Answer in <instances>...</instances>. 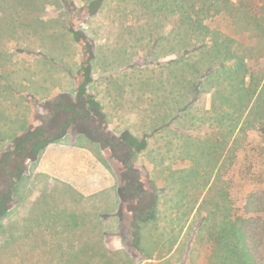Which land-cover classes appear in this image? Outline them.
I'll use <instances>...</instances> for the list:
<instances>
[{
    "label": "rangeland",
    "instance_id": "obj_1",
    "mask_svg": "<svg viewBox=\"0 0 264 264\" xmlns=\"http://www.w3.org/2000/svg\"><path fill=\"white\" fill-rule=\"evenodd\" d=\"M134 1L0 0V96L5 97L10 89L24 90L27 101L43 112L46 119L50 118L52 112L47 111L50 107L47 108L46 102L53 103V94L61 91L71 93L75 83L82 82V78L77 81L74 77L89 51L94 57L91 61L94 77H110L95 82L92 89L98 92L97 96L106 106H112L109 111L119 110L117 120L121 129L130 126L136 135L141 136L153 133L166 121L172 123V127L163 128L153 139H149L148 148L151 150L148 153H140L134 159L139 167L150 170L152 179L158 184L174 187L166 194V208L182 198L183 192H177L181 170H185L186 174H183L190 180L194 179L190 168L192 164L204 172V161L209 159L201 154V147L204 146L200 139L209 136L208 143H211L213 137L219 135V139L227 135V145L220 151L219 161L213 163L215 171L210 176L212 182L217 169L222 167L220 179L223 178V185L227 186L228 196L219 195L215 187L209 193L222 197L220 200L225 206L231 199H236L241 206L244 194L251 186H264L263 134L250 130L246 135L237 133L243 119L240 107L249 99L243 88L256 89L257 94L264 83V56L259 55V49L264 47V37H252L253 30L245 22L233 24L228 17H216L210 23L214 40L210 45L213 43L215 47L206 48L194 58L195 61H208L211 55L217 65L224 67L213 73L195 103L179 115L184 104L196 98L195 91H187L177 79L183 65L168 66L174 58H179L181 49L176 45L173 51L171 47L175 42L169 34L165 37L163 34L172 28L177 29L180 16L175 13L156 19L158 25L150 31L154 16ZM176 4L173 7L179 9L180 1ZM153 5L168 8L163 0H156ZM76 35L84 38L77 39ZM159 37V43L155 45V38ZM253 72L262 75L259 86L251 81L250 74ZM260 104L264 105L263 99ZM26 112L27 115L31 112L29 105ZM217 119L223 130L219 134L211 130ZM231 121L237 126L229 132ZM236 134L242 137L240 139L245 146L235 150L234 160L227 161ZM190 143L196 144L192 148H196L198 157L200 154L198 165L201 166L187 157L190 150L194 151L189 148ZM123 174L124 171L121 172L123 179L129 177ZM196 178L201 182V177ZM40 181L44 182L46 178L41 177ZM193 181L187 183L185 200H190L196 192ZM127 190L136 198L135 207L142 203L139 198L145 199L135 195L130 186ZM25 192L28 197L29 189L26 188ZM197 192L198 199L204 196L200 189ZM12 200L11 195V205ZM47 200V197L40 198L41 211L45 213L50 207ZM180 205V217L177 216V219H169V211L166 210L157 226L153 222L141 224L144 233L139 232L142 236L140 249L134 245L139 233L129 226L125 235H107L105 238L95 233L70 235L65 232V226L55 230L51 228L48 216L37 219L31 215L25 220L24 214L19 211L6 225L1 219L5 212L0 216V264H83L87 257L80 255L87 252L82 247L97 244H105V248L112 251L119 250L111 255L106 251L104 258L94 256L92 264H126L125 259L131 255H134L135 262L127 264H138L144 255L142 249L151 256L148 264L151 261L157 264H222L224 253L213 252L208 245L210 227L196 234L199 214L191 218L192 211L184 222L181 220V213L194 204ZM216 216L219 220L223 215ZM93 219L96 222L97 217ZM41 222L42 229L39 226ZM180 224H183L182 227ZM115 226L110 225V228L115 229ZM185 228L184 242L171 254L174 238L177 243ZM231 240L224 239L221 244ZM79 248L81 251H76ZM105 258L118 261L104 262Z\"/></svg>",
    "mask_w": 264,
    "mask_h": 264
},
{
    "label": "trees",
    "instance_id": "obj_2",
    "mask_svg": "<svg viewBox=\"0 0 264 264\" xmlns=\"http://www.w3.org/2000/svg\"><path fill=\"white\" fill-rule=\"evenodd\" d=\"M154 1L156 0L134 1L140 4L145 11H149V13L154 16L150 31H152L154 26L158 25L157 20H159V18H165L167 14L172 15L175 13L180 16L177 29L175 30L172 28L167 34H163V37L168 34L172 37V41L175 42L173 45L171 44V49L173 51L176 50V45L181 49L179 58H174L168 63V66H176L177 63L183 65L180 74L177 75V79H180V83L184 84L186 90H194L196 94L194 100H190L179 110V115H181L195 103L197 95L199 96L200 92L204 90V85L210 82L213 73L224 67V65H217L211 58V55L208 61H204L203 59L201 61H195L194 58V55L199 54V52L203 53L206 48H211L210 46L215 47L210 23L218 16L228 17L233 24L245 22L253 30L252 37L260 39L264 37V0H163L167 2L168 8L166 9L163 6L155 7L153 5ZM178 1H180V7L178 6L179 9L173 7L175 5L177 6L176 3ZM159 39L160 37L158 39L155 38V45L159 43L157 41ZM210 42H213V45H210ZM207 53H211V51H207ZM259 55L264 56V47L259 49ZM248 69L249 67L247 65L246 70ZM93 76L91 67V73L85 76L81 83H92L94 81ZM199 77L202 78L201 81ZM250 77L251 81H253L256 86L260 85L262 75L253 72L250 74ZM81 83L76 89L75 104L78 106L73 107V117L84 119L83 124L85 128L88 127V131L93 133L97 139L104 144L107 150L122 162L126 170V177L129 176L128 178L132 181L131 185L133 186L134 193L142 196V198L146 196L145 200L139 198L142 203L137 205V209L135 210L134 220L137 224L134 223V225L140 229L141 224L152 221L154 225L157 226L161 219L159 209L161 199H165L166 192L172 191L174 187L168 185V190L167 187L159 186L158 181L152 179L150 170L148 168L144 169L136 166L134 159L136 155L144 152L148 147L150 136L154 137V135L158 132L160 133L163 128L172 127V123L166 121L158 126L153 133L144 134L142 136H136L131 132L113 134L107 129L105 124H100L98 128L91 127L89 126V121H95L96 118L92 114L93 112L90 105H95L99 112L102 109L94 94L89 91H84L83 94V91L80 89ZM243 90L244 93L246 92L249 99L240 107V112H242L240 116L243 119L242 122L240 121L241 125L237 133H239V135L245 133L246 135L249 130L257 131L259 135L263 134L262 139L264 140V105L260 104V100H264V83L257 94L256 89L243 88ZM245 113H247L246 116ZM230 120L235 121V119L232 118H230ZM234 123L235 122L232 123L231 121L228 124L230 127L229 132H232L237 126V124ZM214 125L215 126L212 125L213 129L211 130L216 131L215 134H219L223 131L218 119L217 123ZM43 135L44 134H42V136ZM219 136H214V140L211 143H208L209 136L202 138V140L200 139L202 146H204L201 147V154L203 153L205 158L209 159V161L207 159L204 161L205 167L202 168L204 172H201L200 167L197 168L192 164L193 167L190 168L192 169L191 175L194 176V179L190 180L189 178H185L183 174L185 170H181V179L178 181L180 187L177 192L183 193H181L182 198L175 200L177 209L180 211V203L188 204L192 202L194 204L181 213V220L184 221L186 216L195 209V205L199 202L197 191L200 189V191L204 192V196L200 206L196 210V213L199 214L196 234H199V232L207 226L210 227L211 236L207 238L208 245L211 251L224 253L225 260L221 261L222 264H264V186H251L250 189L245 192V199L241 206L238 205L236 199H231L228 206H225L220 200L222 197L213 196L209 193L210 189L215 187L219 191V195H224V197L228 196V191L225 189L227 186L223 185V178L220 179L222 176V167L219 166L216 176L214 177L215 180L212 182L210 176L211 172L215 171V165H213V163L219 161V157L221 156L220 151L227 145V135L220 137L221 139H219ZM240 137L241 136L237 134L235 135L231 147L232 152L228 155L227 161L234 160L235 150L240 146H245L244 141L241 140ZM42 141L43 138L40 143ZM193 146H196V144H189V148ZM216 147H221V149L219 150ZM192 149L194 151L190 150L187 157L194 160L193 163H196L197 166H201V164L198 165V163H200V154L198 157V152L195 153L196 148ZM214 149L218 150V152H213ZM196 177H201V179L199 178L201 182H198ZM193 180H195V182ZM151 181L154 185L153 190L148 191L146 184ZM191 181L194 183L193 187L196 189V192L193 196L190 194L192 196L190 200H185L186 197L184 192L188 189L187 183ZM229 183L231 182L229 181ZM13 186L12 184L10 185V191L14 190ZM1 200L2 198L0 197V208L2 207ZM145 206L151 208L147 213L144 211ZM211 207L213 210H208L211 209ZM204 210H206L205 213H203ZM219 215H223L222 218H220L221 220L215 218V216L218 217ZM139 232H141V230L138 231V233ZM141 238V233L135 237L134 245L139 249L141 247ZM227 238H232V240L221 244L222 241H224V239L227 240ZM93 255L103 256L100 251L98 254L96 252ZM93 255H91V257H93Z\"/></svg>",
    "mask_w": 264,
    "mask_h": 264
},
{
    "label": "crops",
    "instance_id": "obj_3",
    "mask_svg": "<svg viewBox=\"0 0 264 264\" xmlns=\"http://www.w3.org/2000/svg\"><path fill=\"white\" fill-rule=\"evenodd\" d=\"M103 79L108 80L110 77H104ZM103 79L94 77V81L88 85V90L99 101L102 109L100 112L105 116L107 129L113 134L131 132L136 135L130 126L124 129L120 128V123L117 120L119 110L109 111L108 108L110 109L112 106H106L97 96L98 92L93 91L92 85ZM77 85L75 83L71 93L61 91V93L53 94L52 96H55L53 103L46 102L47 108L50 107L47 111L52 112L51 117L48 119L43 116V112L36 109L35 105L33 106V103L27 101L24 90L10 89V91L7 90L8 93L5 94V97L0 96V194L2 198L0 216L6 212L1 219L6 225L10 224L12 215L19 211L24 214L25 220L26 217L30 219L31 215L32 218L37 219L48 216L51 228L55 230L65 226V232L70 235L95 233L102 235L104 238L107 235H125L128 226L134 228L137 233L141 230L143 234L142 227L140 226V229H138L134 225V223L137 224L134 220L135 208H137L134 205L136 198L129 194L127 190L129 186L133 187L130 178L123 179L121 177L123 171V175L126 176V170L122 162L113 156L106 147L103 148L101 142L91 139L85 131L74 133V131L77 132L78 128H81L80 122H76V125L71 124L68 133L64 137L47 144L42 150L38 149L42 138L40 134L36 135L37 131L35 130L39 129L45 133H50L61 128L60 125H63L64 120L63 116L60 117L59 123L52 121L56 96L61 94L70 96L71 94L70 102L75 104ZM60 104L62 105V102ZM27 105L31 107L29 115L26 112ZM114 106L115 104L113 108ZM69 111L70 109L65 114L68 115ZM82 126L84 128L83 122ZM89 126L94 127V124L89 123ZM149 139H153V136H150ZM18 146H20V152L14 151ZM150 150L147 147L141 153H148ZM36 152H38V155H35ZM135 165L138 166V164ZM41 177L46 178V181H40ZM11 184L14 185L13 191H10ZM153 186L152 181L146 184L148 191L153 190ZM159 186L167 187L169 190V186L160 184ZM25 187L30 192L28 197ZM42 187L46 188L42 190ZM11 195L13 197L12 205L10 204ZM45 197L48 198L47 201L50 206L46 213L41 211L40 205V198ZM202 199L203 197L199 199L191 218L194 217ZM173 202L170 206H167V209L166 196L165 199H161L159 205L160 217L163 211L166 210L169 211V219L180 217V211L177 209L175 201ZM150 209L145 206V213ZM92 216H96L98 221L95 222ZM110 225H116L115 229L110 228ZM182 225L180 224L181 227ZM39 226L41 229L43 228L42 222ZM186 229H184L177 243L176 237L174 238L175 242L173 244H175L171 254L184 242L183 237ZM105 247V244L103 246L100 244L92 247H89V245L83 246L84 252H87V254L80 255L87 257L86 261H82L83 264H92L96 255L90 258L91 253L95 254L97 252L98 254L100 251L104 254V258L106 257V251L111 255L119 250L118 248V250L112 251ZM76 251L81 250L79 248ZM142 251L144 255H142L138 264H148L151 256L149 252L143 249ZM111 261L118 260L107 258L104 260V262ZM131 261L135 262L134 255L125 259L126 264ZM152 262L157 264L154 261H151L150 264H153ZM116 264H122V262H116Z\"/></svg>",
    "mask_w": 264,
    "mask_h": 264
},
{
    "label": "flooded vegetation",
    "instance_id": "obj_4",
    "mask_svg": "<svg viewBox=\"0 0 264 264\" xmlns=\"http://www.w3.org/2000/svg\"><path fill=\"white\" fill-rule=\"evenodd\" d=\"M89 9H90V7H89ZM75 37L77 39H83L84 38L82 35L81 36L76 35ZM86 53H88L86 56V61L84 63L83 62L81 63V66L79 67V69L76 73V76L74 77V79L77 81H79L80 78H82L84 80V77L89 75V73H91V67H92L91 61H92V58H94V57L90 55L89 51H87ZM80 83L81 82H79L77 86H79ZM89 84L90 83H88V84L86 83V84H82L80 86V89L83 91V94H84V91H89L88 90ZM82 97H84V96H82ZM70 100H71V97L68 94H61V95L56 96V104L54 107V115H53L52 121L59 123L60 117L63 116L64 117L63 125H60L61 128L59 130L57 129L56 131H52L50 133H45L43 131H40L39 129L35 130V131H37L36 135L40 134L41 138H43V141L41 142V144L38 148L39 150H42L47 144L64 137L68 133L71 124L76 125L77 124L76 122L81 123V128H78L77 132L74 131V133H81V132L85 131L91 139L96 140L98 142H101L100 140L97 139V137L93 133H91L87 130L88 127L85 128V125H84V128H83L82 122H84V119H81L79 117H75V118L73 117V107L78 106V105L72 104L70 102ZM60 102H62V105L60 104ZM86 105H90V104H86ZM90 107L92 108V112H93L92 114L94 115V117L96 119H95V121H89V122L94 124V127H96V128H98L100 124H105V116L100 114L99 110L97 109V107L95 105L94 106L90 105ZM68 109H70V111L67 115L65 113H66V110H68ZM42 134H44V135L42 136ZM101 144H102L103 148H105V146L102 142H101ZM14 151L20 152V146H18V148H16ZM35 155H38V152H36Z\"/></svg>",
    "mask_w": 264,
    "mask_h": 264
},
{
    "label": "water",
    "instance_id": "obj_5",
    "mask_svg": "<svg viewBox=\"0 0 264 264\" xmlns=\"http://www.w3.org/2000/svg\"><path fill=\"white\" fill-rule=\"evenodd\" d=\"M153 263V262H152ZM154 264V263H153Z\"/></svg>",
    "mask_w": 264,
    "mask_h": 264
}]
</instances>
